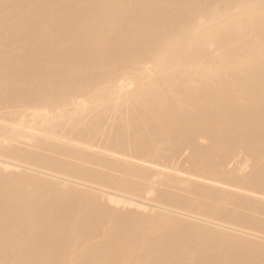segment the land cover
Returning <instances> with one entry per match:
<instances>
[{
  "label": "bare ground",
  "instance_id": "1",
  "mask_svg": "<svg viewBox=\"0 0 264 264\" xmlns=\"http://www.w3.org/2000/svg\"><path fill=\"white\" fill-rule=\"evenodd\" d=\"M0 264H264V0H0Z\"/></svg>",
  "mask_w": 264,
  "mask_h": 264
}]
</instances>
